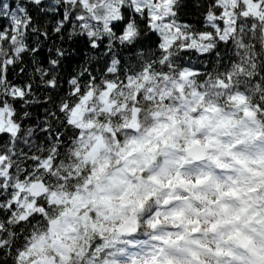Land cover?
Returning a JSON list of instances; mask_svg holds the SVG:
<instances>
[{"label": "snow or ice", "instance_id": "snow-or-ice-1", "mask_svg": "<svg viewBox=\"0 0 264 264\" xmlns=\"http://www.w3.org/2000/svg\"><path fill=\"white\" fill-rule=\"evenodd\" d=\"M0 264H264V0H0Z\"/></svg>", "mask_w": 264, "mask_h": 264}, {"label": "clouds", "instance_id": "clouds-1", "mask_svg": "<svg viewBox=\"0 0 264 264\" xmlns=\"http://www.w3.org/2000/svg\"><path fill=\"white\" fill-rule=\"evenodd\" d=\"M143 230L144 231H150V229H148L147 227H145Z\"/></svg>", "mask_w": 264, "mask_h": 264}]
</instances>
